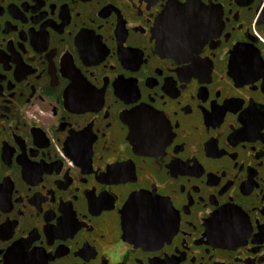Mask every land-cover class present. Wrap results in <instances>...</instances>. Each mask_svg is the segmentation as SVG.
Masks as SVG:
<instances>
[{
	"label": "flooded vegetation",
	"instance_id": "1",
	"mask_svg": "<svg viewBox=\"0 0 264 264\" xmlns=\"http://www.w3.org/2000/svg\"><path fill=\"white\" fill-rule=\"evenodd\" d=\"M0 264H264V0H0Z\"/></svg>",
	"mask_w": 264,
	"mask_h": 264
}]
</instances>
